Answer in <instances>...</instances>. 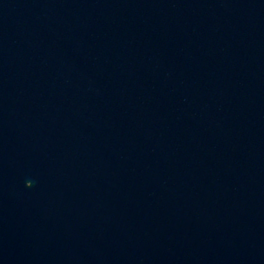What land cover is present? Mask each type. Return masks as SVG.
I'll return each instance as SVG.
<instances>
[{
    "label": "water",
    "instance_id": "95a60500",
    "mask_svg": "<svg viewBox=\"0 0 264 264\" xmlns=\"http://www.w3.org/2000/svg\"><path fill=\"white\" fill-rule=\"evenodd\" d=\"M0 264H264V0H0Z\"/></svg>",
    "mask_w": 264,
    "mask_h": 264
}]
</instances>
